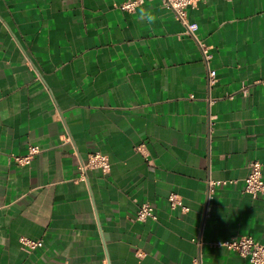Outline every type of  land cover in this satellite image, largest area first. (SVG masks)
Here are the masks:
<instances>
[{
    "label": "crops",
    "instance_id": "1",
    "mask_svg": "<svg viewBox=\"0 0 264 264\" xmlns=\"http://www.w3.org/2000/svg\"><path fill=\"white\" fill-rule=\"evenodd\" d=\"M124 1L0 0V264H192L193 239L201 264H252L216 243H264V195L242 180L251 159L264 175V0L186 9L210 87L162 1ZM93 152L109 172L76 180ZM145 202L155 220L134 219Z\"/></svg>",
    "mask_w": 264,
    "mask_h": 264
},
{
    "label": "built area",
    "instance_id": "2",
    "mask_svg": "<svg viewBox=\"0 0 264 264\" xmlns=\"http://www.w3.org/2000/svg\"><path fill=\"white\" fill-rule=\"evenodd\" d=\"M163 5L169 9L174 17L183 25L184 32L188 34L197 45L202 60L207 71V84L210 87L215 81V70L210 67L209 61L211 58L210 46L204 43L196 36L197 24L191 22L187 18L186 9L200 0H161ZM144 0H126L121 5L122 10L132 12L135 8L142 4ZM144 145L137 146L138 151L144 150ZM39 151L38 147L33 145L29 146L27 152L21 156H13V160L19 165H29L34 155ZM97 169L103 174L110 170V161L107 155L100 152H93L87 155L86 159H80L77 164V177L76 180L86 182L88 171ZM243 191L252 197L257 195H264V175H262V166L257 159H251L247 162V173L243 177ZM220 181H207L208 196L213 191ZM169 205L171 208L179 207L181 211H187V207L183 205L180 197L174 193L168 196ZM147 218L156 219L154 208L149 203H142L134 217L135 220L143 221ZM199 248V254L193 259L192 264H201L200 249L202 242L199 239H193ZM19 242L26 250H33L41 245L40 239H30L27 237H20ZM216 244L226 247L227 249L237 252L240 256L248 258L252 264H264V243H259L252 239L250 236H242L234 240H224Z\"/></svg>",
    "mask_w": 264,
    "mask_h": 264
}]
</instances>
